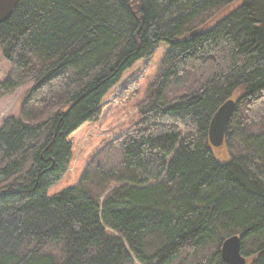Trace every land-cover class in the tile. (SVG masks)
Instances as JSON below:
<instances>
[{"label": "trees", "instance_id": "trees-1", "mask_svg": "<svg viewBox=\"0 0 264 264\" xmlns=\"http://www.w3.org/2000/svg\"><path fill=\"white\" fill-rule=\"evenodd\" d=\"M0 54V264H264V0H18Z\"/></svg>", "mask_w": 264, "mask_h": 264}, {"label": "rangeland", "instance_id": "rangeland-1", "mask_svg": "<svg viewBox=\"0 0 264 264\" xmlns=\"http://www.w3.org/2000/svg\"><path fill=\"white\" fill-rule=\"evenodd\" d=\"M9 69H10L9 63L0 54V81H2L5 78ZM186 81H188V79L185 80V82ZM29 88H30V86H29V84H27L25 86H21V87L17 88L16 90H14L13 92H11L9 94L0 93V124L6 117L18 115V112L20 109V101H21L23 95L25 94V92ZM104 109H106V108H104ZM111 119H112V116H109L102 121V130L106 129V126L111 121ZM103 135H106V134H103ZM108 136H109V133H108ZM93 138H94V140L91 142V145H89L90 149H92L93 147L95 149H100L102 147L103 143H105V140H103L105 138L102 135L98 136L97 134L94 135ZM119 147H120V145H117V144L116 145H107L105 147V149L103 150V152L98 155V158L95 159L94 161H92L93 165H96V166L98 165V166L103 167L105 169H112V170L119 168L120 167L119 165L122 162L121 152L119 150ZM86 155H87V153L84 150L83 157L85 158ZM79 165H80V171L78 172V174L76 173L77 175L74 174L73 178L70 180V183H72V184H76L80 180L81 172L87 166V164H86L84 167L82 162ZM90 168H92V167H90ZM112 187H115V185H110L109 189L102 192L101 198H103L107 194V192L110 191V189ZM92 188L94 189L95 187L92 186ZM56 252L57 251L55 249V253Z\"/></svg>", "mask_w": 264, "mask_h": 264}, {"label": "water", "instance_id": "water-1", "mask_svg": "<svg viewBox=\"0 0 264 264\" xmlns=\"http://www.w3.org/2000/svg\"><path fill=\"white\" fill-rule=\"evenodd\" d=\"M17 3L18 0H0V23L9 18ZM235 105L236 101L229 99L222 103L212 115L207 129V140L212 148L217 149L222 146ZM240 245V236H230L222 242L219 254L224 264L246 263L241 255Z\"/></svg>", "mask_w": 264, "mask_h": 264}]
</instances>
